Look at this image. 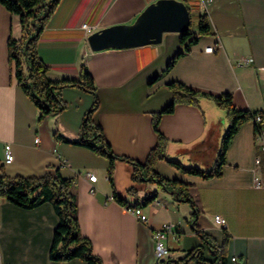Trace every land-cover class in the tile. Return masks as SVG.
Segmentation results:
<instances>
[{"label":"crops","instance_id":"1","mask_svg":"<svg viewBox=\"0 0 264 264\" xmlns=\"http://www.w3.org/2000/svg\"><path fill=\"white\" fill-rule=\"evenodd\" d=\"M156 1L60 0L36 44L51 81L77 79L81 65L86 66L98 99L93 122L113 155L139 163L157 144L152 114L171 102L167 88L171 81L216 96L229 93L238 110L264 115V0H210L205 9L201 0H177L188 8L190 19L196 15V25L198 15L206 13L212 35L200 37L166 73L169 60L181 49L179 33H164L159 44L90 49L89 34L81 25L93 27V32L131 25ZM20 36L18 16L0 3V163L5 174L31 177L58 169L72 179L80 232L91 241L102 264H155L168 257L181 258L201 244L190 225L189 204L176 202L153 183L133 182V166L120 158L113 160L109 182L107 157L53 134L56 130L64 139L77 140L81 120L93 102L89 93L64 87L61 97L66 108L39 120V110L17 84L8 62V38ZM208 46L217 48L207 53ZM226 127L225 111L203 101L200 108L177 104L172 113L161 116L158 130L167 141L168 160L207 170L214 164ZM255 133L253 120L240 126L227 148L220 177L185 174L165 160L155 164L159 175L190 185L198 210L196 227L218 244L226 233L227 264H264V151ZM7 150L12 156L8 163ZM88 172L95 174V182L88 181ZM257 180L263 184L259 188ZM130 187L134 195L128 194ZM154 191L156 199L140 207L146 215L143 222L113 199L114 192L133 203L129 197L140 201ZM215 216L225 220L224 227L215 223ZM57 222L49 203L23 209L0 200V264H86L77 258L49 259ZM163 223L175 225L177 240L168 236V253L158 258L153 231ZM205 257L212 259L206 251Z\"/></svg>","mask_w":264,"mask_h":264},{"label":"trees","instance_id":"2","mask_svg":"<svg viewBox=\"0 0 264 264\" xmlns=\"http://www.w3.org/2000/svg\"><path fill=\"white\" fill-rule=\"evenodd\" d=\"M59 2L60 0H0V3L10 14L18 16L21 29L20 38H8V62L13 65L17 84L39 110V120L48 114L58 113L66 108V103L61 97V90L64 87H77L92 96V105L81 120L77 140L64 139L56 130L53 134L65 141L84 146L96 154L107 157L109 159L107 179L112 183V163L115 158L120 157L113 155L108 143L103 138L101 128L92 120V114L98 107V99L93 79L86 66L81 65L77 79L51 81L46 76L47 65L41 61L36 52L39 35ZM210 35H212V31L208 16L206 13H201L197 17L195 33L188 29V31L179 34L181 49L169 60L163 73L168 72L176 61L198 42L200 37ZM157 77H154L151 82ZM167 88L172 94L171 102L160 111L152 114V128L157 135L156 146L149 151L143 163L125 157L120 159L133 166L131 175L133 182L153 183L157 190L169 193L176 202L187 203L191 206L190 225L199 236L201 244L188 250L181 258L168 257L155 264H227L228 238L226 233H223L222 242L218 244L210 235L196 227L195 218L198 215V210L189 194L190 185L178 179H167L159 175L155 170V164L159 160H165L185 174H191L202 179L220 177L221 168L225 164L227 148L240 126L246 121L253 120L257 114L261 115L262 121H264V115L259 111L238 110L232 104L229 93H221L216 96L192 89L180 81H171L167 84ZM203 101H210L223 109L227 121V127L221 138L214 164L207 170L196 166H182L176 161L168 160L166 157L167 141L158 130L161 116L172 113L177 104L193 105L200 108ZM128 194H135L133 187L128 189ZM156 197L157 191H154L140 201L136 199L133 203H129L113 192L114 201L125 209L145 208ZM0 200H6L23 209H33L43 203H49L52 206L58 222L53 230L48 253L51 261L66 262L77 258L86 264H102L101 259L92 252L91 241L80 232L77 200L72 179L63 177L58 169L46 172L41 176L9 177L5 174L4 167L0 163ZM205 251L212 259L205 257Z\"/></svg>","mask_w":264,"mask_h":264},{"label":"water","instance_id":"3","mask_svg":"<svg viewBox=\"0 0 264 264\" xmlns=\"http://www.w3.org/2000/svg\"><path fill=\"white\" fill-rule=\"evenodd\" d=\"M190 28V14L183 2L157 0L136 18L131 25H117L89 34L92 51L109 48H133L159 44L164 33H184Z\"/></svg>","mask_w":264,"mask_h":264},{"label":"built area","instance_id":"4","mask_svg":"<svg viewBox=\"0 0 264 264\" xmlns=\"http://www.w3.org/2000/svg\"><path fill=\"white\" fill-rule=\"evenodd\" d=\"M210 0H201V4L203 8H206V4ZM82 29H84L87 34H91L93 32V27L88 26L87 24L81 25ZM216 46H208L204 49L205 52L207 53H212L216 50ZM246 61V60H245ZM253 122L255 124L256 128V135H255V141L259 142L261 144V148L264 151V123L262 121L261 115L257 114L253 117ZM12 159V156L10 152L7 150L6 151V158L5 162L8 163ZM259 159L255 160V164L259 165ZM86 178L88 179L89 182H95L96 176L93 173H86L85 174ZM263 184L259 182L258 180L255 182V187L259 188ZM90 191H93V188L90 189ZM129 201L134 202L135 198L129 197ZM131 213H133L141 222L146 220V215L142 212L140 208H129L127 209ZM215 223L221 227L225 226V220L219 216L214 217ZM175 225L172 223H163L158 229L153 231V238L155 239V252L158 258H161L162 256L166 255L168 253V248L165 244V241L167 237L171 236L172 239L177 240V236L175 235ZM232 261L236 262L235 258H232Z\"/></svg>","mask_w":264,"mask_h":264},{"label":"rangeland","instance_id":"5","mask_svg":"<svg viewBox=\"0 0 264 264\" xmlns=\"http://www.w3.org/2000/svg\"><path fill=\"white\" fill-rule=\"evenodd\" d=\"M190 27H191L192 30H195L196 29V15H192L191 16V19H190ZM224 132H223V135H224ZM222 136H221V138H222Z\"/></svg>","mask_w":264,"mask_h":264}]
</instances>
